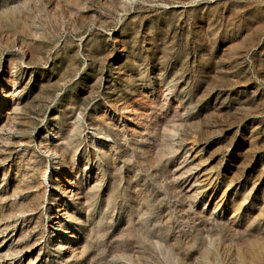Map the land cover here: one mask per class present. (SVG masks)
<instances>
[{
    "label": "rangeland",
    "instance_id": "obj_1",
    "mask_svg": "<svg viewBox=\"0 0 264 264\" xmlns=\"http://www.w3.org/2000/svg\"><path fill=\"white\" fill-rule=\"evenodd\" d=\"M0 264H264V0H0Z\"/></svg>",
    "mask_w": 264,
    "mask_h": 264
}]
</instances>
